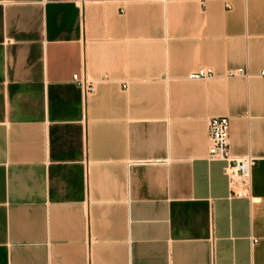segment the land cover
I'll return each instance as SVG.
<instances>
[{
	"label": "crops",
	"instance_id": "crops-1",
	"mask_svg": "<svg viewBox=\"0 0 264 264\" xmlns=\"http://www.w3.org/2000/svg\"><path fill=\"white\" fill-rule=\"evenodd\" d=\"M263 72L264 0H0V264H264Z\"/></svg>",
	"mask_w": 264,
	"mask_h": 264
},
{
	"label": "built area",
	"instance_id": "built-area-1",
	"mask_svg": "<svg viewBox=\"0 0 264 264\" xmlns=\"http://www.w3.org/2000/svg\"><path fill=\"white\" fill-rule=\"evenodd\" d=\"M120 12H123V8L120 9ZM238 73L242 74V70H239ZM262 74L264 75V72ZM214 77L211 68H200L187 78L190 80H208ZM100 80H107V76L104 74L101 79L94 80L90 79L85 71L72 75V81L78 85L84 103L94 93L96 84ZM122 86L126 88L127 82H122ZM207 140L208 152L206 158L208 161H221L224 163L222 170L228 180L230 198L249 197L251 168L255 163V158L250 155L235 156L231 153L230 123L228 117L208 118Z\"/></svg>",
	"mask_w": 264,
	"mask_h": 264
}]
</instances>
